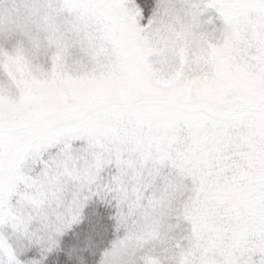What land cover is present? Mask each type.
<instances>
[{"label":"snow or ice","instance_id":"obj_1","mask_svg":"<svg viewBox=\"0 0 264 264\" xmlns=\"http://www.w3.org/2000/svg\"><path fill=\"white\" fill-rule=\"evenodd\" d=\"M0 264H264V0H0Z\"/></svg>","mask_w":264,"mask_h":264}]
</instances>
